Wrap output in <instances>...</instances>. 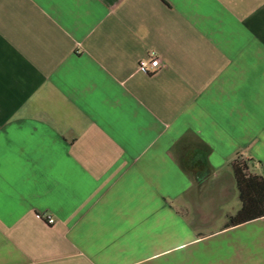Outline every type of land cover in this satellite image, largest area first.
I'll list each match as a JSON object with an SVG mask.
<instances>
[{
	"label": "crops",
	"instance_id": "crops-1",
	"mask_svg": "<svg viewBox=\"0 0 264 264\" xmlns=\"http://www.w3.org/2000/svg\"><path fill=\"white\" fill-rule=\"evenodd\" d=\"M240 156L264 0H0V264H264Z\"/></svg>",
	"mask_w": 264,
	"mask_h": 264
},
{
	"label": "trees",
	"instance_id": "trees-1",
	"mask_svg": "<svg viewBox=\"0 0 264 264\" xmlns=\"http://www.w3.org/2000/svg\"><path fill=\"white\" fill-rule=\"evenodd\" d=\"M253 167L254 160L241 156L232 163L242 208L230 217L229 226L264 218V177L255 174Z\"/></svg>",
	"mask_w": 264,
	"mask_h": 264
},
{
	"label": "built area",
	"instance_id": "built-area-1",
	"mask_svg": "<svg viewBox=\"0 0 264 264\" xmlns=\"http://www.w3.org/2000/svg\"><path fill=\"white\" fill-rule=\"evenodd\" d=\"M162 63L159 57L153 56L150 60H143L141 62L140 68L145 72H156L160 70ZM48 222L50 224L54 223V220L49 218Z\"/></svg>",
	"mask_w": 264,
	"mask_h": 264
},
{
	"label": "rangeland",
	"instance_id": "rangeland-1",
	"mask_svg": "<svg viewBox=\"0 0 264 264\" xmlns=\"http://www.w3.org/2000/svg\"><path fill=\"white\" fill-rule=\"evenodd\" d=\"M183 164H185V165H186V160H183Z\"/></svg>",
	"mask_w": 264,
	"mask_h": 264
}]
</instances>
